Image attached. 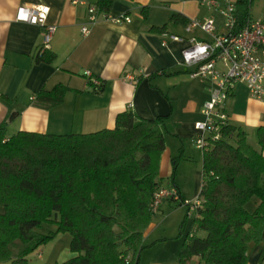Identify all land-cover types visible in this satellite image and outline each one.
Returning <instances> with one entry per match:
<instances>
[{"label": "trees", "instance_id": "trees-1", "mask_svg": "<svg viewBox=\"0 0 264 264\" xmlns=\"http://www.w3.org/2000/svg\"><path fill=\"white\" fill-rule=\"evenodd\" d=\"M252 2L234 3L237 28L251 18ZM90 3L101 14L113 0ZM38 56L52 58L49 50L39 49ZM96 88L102 90L100 81ZM65 92L62 85L41 90L34 104L56 106ZM6 121L0 122V264H32L30 256L61 232L70 235L73 256L54 264H138L143 232L156 212L151 202L165 148L161 118L125 110L111 129L68 134L9 135ZM255 137L258 149L227 120L217 138L206 137L198 204L179 264L192 257L202 264H246L249 244L264 240V126ZM43 222L56 231L36 232Z\"/></svg>", "mask_w": 264, "mask_h": 264}, {"label": "crops", "instance_id": "crops-1", "mask_svg": "<svg viewBox=\"0 0 264 264\" xmlns=\"http://www.w3.org/2000/svg\"><path fill=\"white\" fill-rule=\"evenodd\" d=\"M25 3L49 7L46 23L55 25L56 31L48 61L38 56L43 27L16 19L18 7ZM90 4V0H0V122L7 120L9 135L21 130L68 134L111 129L117 114L125 110L137 118H161V130L170 138L168 143L165 138L159 160L158 180L163 186L164 178L172 174V159L184 152L188 142L193 143L194 124L203 119L201 109L213 86L208 79L191 77L194 67L180 62L191 37L209 38L200 29L186 31L185 25L190 19L210 15L216 24L222 15L219 10H206L199 0H113L108 14L124 15L129 21L115 23L99 16L90 23ZM250 14L264 19V13L252 14V5ZM83 25L89 28L87 34L81 32ZM222 27L216 24L218 32L224 31L223 23ZM91 78L102 83L101 91L93 87ZM59 85L66 87L60 104L49 108L34 104L39 91ZM221 110L228 123L245 130L250 140L256 138V128L264 126V102L252 98L242 83L232 86ZM173 187L178 198L164 199L155 214H164L165 204L170 210L175 208L174 201L182 208L180 189ZM198 195L196 190L193 199ZM156 226L152 222L143 232L145 247L138 264H179L188 231H179L175 237ZM262 258L264 240L250 243L246 264H262ZM187 264L202 263L192 257Z\"/></svg>", "mask_w": 264, "mask_h": 264}, {"label": "built area", "instance_id": "built-area-1", "mask_svg": "<svg viewBox=\"0 0 264 264\" xmlns=\"http://www.w3.org/2000/svg\"><path fill=\"white\" fill-rule=\"evenodd\" d=\"M201 6L208 11L219 10L224 18V31L218 32L214 25V17L190 19L185 30L200 29L209 38L206 40L191 37L190 45L181 53V64L194 67L189 73L191 77H201L212 82L210 97L203 103L201 109L203 119L194 124L193 142L202 151L206 137L219 136L220 127L227 117L221 107L230 94L235 83H242L249 95L264 102V19L250 18L246 24L237 28L235 4L230 0H199ZM89 22L94 23L99 16L110 19L115 23L129 21L127 16L112 17L108 13L97 14L95 6L88 7ZM49 7L41 3H25L18 7L16 19L43 27L41 50H48L56 26L46 23ZM81 32L87 34L89 28L81 27ZM172 40H179L178 35H168ZM165 43V41L163 40ZM88 71L85 75L90 76ZM93 87L99 84L98 79L91 78ZM178 198L174 187L158 186L151 202V210L157 211L164 199ZM183 202V201H182ZM189 211L198 204V199L192 202L184 201ZM264 264V258H262Z\"/></svg>", "mask_w": 264, "mask_h": 264}, {"label": "rangeland", "instance_id": "rangeland-1", "mask_svg": "<svg viewBox=\"0 0 264 264\" xmlns=\"http://www.w3.org/2000/svg\"><path fill=\"white\" fill-rule=\"evenodd\" d=\"M262 13H264V0H253L252 14L257 16L261 15ZM222 18H217L216 22L217 25L221 26V29L223 28L222 23H224ZM216 24L214 21L215 27ZM165 138L166 142L168 143L170 141L169 136L165 135ZM249 142L258 149L256 138L254 140L249 139ZM175 162L176 163L172 168V174L169 177L164 178L163 186H178L183 198L182 208L177 206V202L175 201V208L172 210H170L165 204L163 205L164 214L163 212L154 214L150 223L154 222L157 225L156 228L159 230L163 229L168 233L174 234L175 237H179V231H182V234H184L191 229L195 217L194 212L187 211V206L184 204V201L192 202L196 190L197 194H199L198 188L202 180L201 151L195 146L194 142H188L187 148L180 156L175 158ZM172 179H174V181H172ZM169 211L172 212L169 213ZM35 231L42 235L51 234L52 232L56 231V225L50 222H43L39 227L35 228ZM198 234L203 236L204 232H199ZM69 242L70 235L68 233L61 232L55 235L52 234V237L45 241L43 245H41L37 250V252H34L30 256L32 264H54L55 260L62 261L67 259L70 257V251L68 249ZM65 244L67 245L63 247Z\"/></svg>", "mask_w": 264, "mask_h": 264}]
</instances>
